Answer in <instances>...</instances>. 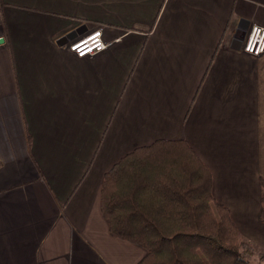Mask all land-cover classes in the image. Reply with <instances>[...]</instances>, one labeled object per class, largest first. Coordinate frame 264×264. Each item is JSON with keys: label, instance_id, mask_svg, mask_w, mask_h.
<instances>
[{"label": "crops", "instance_id": "1", "mask_svg": "<svg viewBox=\"0 0 264 264\" xmlns=\"http://www.w3.org/2000/svg\"><path fill=\"white\" fill-rule=\"evenodd\" d=\"M264 0H0V264H137L100 213L104 174L183 140L264 261ZM97 28L109 44L67 45ZM251 257V258H253Z\"/></svg>", "mask_w": 264, "mask_h": 264}, {"label": "trees", "instance_id": "2", "mask_svg": "<svg viewBox=\"0 0 264 264\" xmlns=\"http://www.w3.org/2000/svg\"><path fill=\"white\" fill-rule=\"evenodd\" d=\"M258 185L264 225V177ZM100 213L113 239L144 251L137 264H251L255 253L214 199L210 169L183 140L123 156L103 176Z\"/></svg>", "mask_w": 264, "mask_h": 264}, {"label": "built area", "instance_id": "3", "mask_svg": "<svg viewBox=\"0 0 264 264\" xmlns=\"http://www.w3.org/2000/svg\"><path fill=\"white\" fill-rule=\"evenodd\" d=\"M109 44L105 42L102 28H97L88 35L70 42L67 45L69 53L82 59L103 52ZM242 51L253 57L264 55V27L253 25L249 28L242 41Z\"/></svg>", "mask_w": 264, "mask_h": 264}, {"label": "rangeland", "instance_id": "4", "mask_svg": "<svg viewBox=\"0 0 264 264\" xmlns=\"http://www.w3.org/2000/svg\"><path fill=\"white\" fill-rule=\"evenodd\" d=\"M251 257H253V255ZM251 257H250L251 264H264V261L262 259H257V256H254L253 258Z\"/></svg>", "mask_w": 264, "mask_h": 264}, {"label": "water", "instance_id": "5", "mask_svg": "<svg viewBox=\"0 0 264 264\" xmlns=\"http://www.w3.org/2000/svg\"><path fill=\"white\" fill-rule=\"evenodd\" d=\"M3 42V40H0V43H2Z\"/></svg>", "mask_w": 264, "mask_h": 264}]
</instances>
